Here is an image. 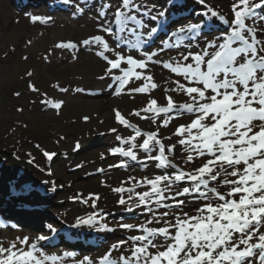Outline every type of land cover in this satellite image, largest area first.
<instances>
[{"label":"snow or ice","instance_id":"snow-or-ice-1","mask_svg":"<svg viewBox=\"0 0 264 264\" xmlns=\"http://www.w3.org/2000/svg\"><path fill=\"white\" fill-rule=\"evenodd\" d=\"M61 3L74 18L94 21L95 31L54 47L72 50L73 60L81 48L102 59L97 79L109 81L106 87L116 96L146 95L145 105L131 115L155 125V131H144L113 110L115 121L131 135L110 129L123 147H112L108 154L125 159L109 169L127 168L132 161L147 174L130 175L111 190L124 212L144 220L110 226L107 213L95 210L98 195L76 193L73 199L94 211L76 217L69 229L134 234L111 244L99 258L84 256L74 264H264V0H232L228 13L209 0H194L201 6L192 12L194 22L175 28L186 0H166L163 7L147 0H120L115 8L110 0ZM25 15L33 24L54 22L52 16ZM157 66L170 78V86L162 89L163 104L151 95L159 87ZM28 87L39 92L31 83ZM55 87L69 91L58 83ZM42 103L59 110L64 101ZM162 128L167 136L160 135ZM79 148L76 142L73 150ZM42 155L52 161L56 153L42 150ZM34 161L31 157L28 163ZM149 167L156 171L148 172ZM45 183L56 191L53 182ZM32 191L27 181H17L12 195ZM44 228L50 235L0 238V264H64L63 256H74L48 254L42 242H51L59 230L52 223Z\"/></svg>","mask_w":264,"mask_h":264},{"label":"rangeland","instance_id":"rangeland-1","mask_svg":"<svg viewBox=\"0 0 264 264\" xmlns=\"http://www.w3.org/2000/svg\"><path fill=\"white\" fill-rule=\"evenodd\" d=\"M228 1L227 6L231 4L232 0ZM5 29L0 24V35L4 34ZM40 43H42L41 40ZM0 46H2V50L11 51V48L5 47L2 43ZM47 57V60L51 59L50 56ZM56 58L60 63V57ZM65 58L66 54H63L61 62H64ZM44 61L46 60L44 59ZM41 62L43 60L40 57L34 56L32 67ZM61 65L56 67L61 68ZM7 67L8 65L0 58V70ZM62 70L58 73L65 74ZM66 71L69 72L68 69ZM58 78L60 77H57L55 83L49 82L40 71L31 77L18 78L15 83L10 84L11 89H0V159L2 157L8 159V165L11 166L13 172L19 173L25 170L28 176L27 182L42 181L45 184L43 186H47L49 193H51L50 185L45 182H52L55 179V195H61L59 200L65 203V205L57 207L59 221L64 219L71 224L76 217H84L91 211V208L82 204L70 202L76 193H81L83 196H87L88 193L101 195L102 206L109 211L113 212L114 208H118V210L121 208L117 206V195L111 189L120 186V182L126 180L125 178L129 176L133 165L124 170L109 169V165L115 164L119 160L108 154L111 148L109 144L116 142V133L111 132L110 129L116 128L122 134L120 126L114 119L113 110L118 109L126 116H130L133 110H138L145 105L148 97L142 94H122L113 97L110 94L99 93L72 97L65 95L55 87L57 83L64 85L66 80L65 76L59 80ZM86 82L91 81L87 80ZM29 83H33L40 89L38 95L29 89ZM76 88L74 87V89ZM15 93H20V95L17 96ZM43 94L48 95L45 97ZM157 94H159L158 90L153 91L151 95L163 104L164 99L159 100L156 97ZM49 98L67 103L65 109H59L60 112H56V110L48 108L42 103V100H49ZM106 116H111L112 119L108 120ZM85 117L88 119L85 120ZM138 121L144 129L155 131V125L150 122H143L139 118ZM160 133L161 136L169 134L168 130L163 128ZM87 139L99 147L90 150L85 148L86 151L80 150L73 153V146L76 142H79L81 147L88 143ZM37 145L39 147H36ZM42 150L58 152V159L52 164V167H48ZM101 154H104L106 158L102 160ZM31 157H35L33 164L28 163ZM68 165L76 169L72 170ZM77 165H82V167L78 168ZM137 167L140 169L139 166ZM97 169H105V172L98 173ZM48 171H52V175H48ZM4 191L8 194L9 188L5 187ZM44 193H48V191ZM53 196L49 201H53L52 204H57L56 199L58 198ZM15 211L19 213L17 210ZM17 213H15L16 218L26 219L27 215H18ZM24 214L35 215V212ZM120 222L119 219L115 221V224ZM0 230L5 234L11 232L9 229ZM127 234L129 233L122 231V236Z\"/></svg>","mask_w":264,"mask_h":264},{"label":"bare ground","instance_id":"bare-ground-1","mask_svg":"<svg viewBox=\"0 0 264 264\" xmlns=\"http://www.w3.org/2000/svg\"><path fill=\"white\" fill-rule=\"evenodd\" d=\"M39 1L42 2L41 5L33 3L31 7H24L19 4L18 0H0V24L2 28H6L4 34L0 35V44L2 43L3 45H5V47L11 48V51H6L4 49L2 50V46H0V58L4 61V63L8 65L7 68L0 70V89H11L10 84L15 83L18 78L27 77L26 73L29 71H31L33 75H36L40 71H42L49 82L55 83L57 77H60L58 78V80L64 78V76L66 77L64 85H61V83L59 82L60 87L69 89V91L65 93V95L76 97L88 93H99L103 95L110 94L113 97H118L113 95L111 89L106 87L109 81H100L97 79L98 76L103 74L105 64L102 59L97 58L91 51L81 48L78 53H76L78 55V59L73 60L72 50L59 49L54 47L60 41H78L86 38L91 34H94V21H92L88 17L74 18L71 14L72 11L69 15L65 13L64 15H53L56 11L54 8L48 5V2L53 0ZM209 2L214 7L221 9L223 13H228L227 9L230 8V5L227 6V2H229L228 0H209ZM114 3L117 7L119 6L120 0H112V4ZM189 3L190 0H186L184 10L189 7V9L193 12L195 6L189 5ZM173 11L180 10L169 9V12ZM26 12L37 15L52 16L54 18V22H51L47 25L40 24L39 22L33 24L25 15ZM192 12H190V15L188 17L189 19L193 18ZM186 22L189 21L187 20ZM40 40L42 41V43H40ZM29 41H31V43H29ZM193 51H195V49H193ZM63 54H66V58L63 60L64 62H61V56ZM171 55H176V53L172 52ZM34 56L40 57L43 62H41L40 64L38 63L37 65H35V67H32V58ZM45 56H50L51 59L44 61ZM24 57H27V59H24ZM56 57H60V63L64 65H61L58 62L59 59H57ZM58 65H61V68H57L56 66ZM66 69L69 70L68 73ZM61 70L64 71L65 74L58 73V71ZM153 71L155 73L154 80L159 85V87L156 89L159 91V94H157L156 97L161 100L163 98L162 89L170 86L169 83H166L170 79L169 74L166 70L162 71L159 66L153 69ZM87 80L91 82H86ZM34 86L38 89L36 85ZM74 87L83 88L85 89V91L78 93L77 91H75ZM39 93L40 89L39 92H36V94L38 95ZM47 95L48 94H43V96L45 97H47ZM176 99L178 100L180 99V97L177 96ZM66 104L67 103L65 102L63 103L61 110L65 109ZM48 108L51 107L48 106ZM56 112L60 111L56 110ZM107 119L111 120L112 118L111 116H108ZM86 141H88L86 145H82L78 151L72 150L73 153H77L80 150L82 152L86 151L84 150L85 148L87 150H90L99 147V145H94L89 139H87ZM109 145H111V148L115 146L123 147V145H120L118 141L113 142ZM58 156L59 154L57 152V154L53 158L54 162L58 159ZM8 162V159L0 161V211H6L8 205L11 204V202L15 201L14 197L10 196V194L7 195V193H5V187H9L12 190L13 186L17 185V181H23L28 177L25 170L19 173L13 172L11 166L8 165ZM128 164L129 166L133 165L128 174L129 176L132 175L139 178L147 174V172L141 171L137 167L136 162L128 161ZM68 167L72 170L76 169L75 167H71V165H68ZM124 169L126 168H121L120 170ZM152 171L155 170L153 168L148 169V172ZM127 177L125 179H127ZM40 191L41 190L34 189L31 195L24 194L23 196L17 198V201L40 200L43 202L39 204L40 209L34 211L35 215L22 214L24 216L27 215V217H25L26 219L30 216L28 220L25 219L20 221L19 223H16L17 221H9L8 223L11 225V227L8 229L11 232L5 234L0 230V238L8 241L17 235L34 236L38 234L39 230L46 232V229L44 228V224L46 223H52L56 228L61 226V224L59 223L58 212L56 211L58 205H65L62 200H59V197L61 195L58 196L54 194L53 197H56L58 199H56L57 204H52L53 201H49L52 195H46L44 193L42 194V192ZM66 202L69 203V201ZM70 202H73V204L74 202H76L77 204H82L85 207H90V205L84 204L79 200L71 199ZM7 215L9 217H13L14 214L12 213L11 215H9L8 213ZM0 229L2 228L0 227ZM83 230L84 228H82L81 231L75 232L81 235L86 234L87 231L89 232V230ZM47 233L48 232H46V234ZM104 234L108 235V233L105 232ZM113 235L118 236L119 233L116 231L115 233H112V236ZM42 243L45 244L46 241ZM45 245L46 247H48L47 244ZM94 251L96 252L95 248L93 249V252ZM104 251L105 250L99 249L97 250V253ZM83 257L84 256H81L75 259L66 258V256H64L63 261L64 264H74V261L79 260ZM92 258L95 257L93 256Z\"/></svg>","mask_w":264,"mask_h":264}]
</instances>
